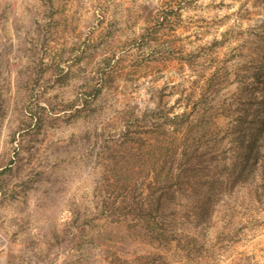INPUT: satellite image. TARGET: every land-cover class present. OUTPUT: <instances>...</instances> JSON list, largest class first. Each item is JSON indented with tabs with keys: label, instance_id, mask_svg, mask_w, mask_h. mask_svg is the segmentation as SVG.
<instances>
[{
	"label": "rangeland",
	"instance_id": "obj_1",
	"mask_svg": "<svg viewBox=\"0 0 264 264\" xmlns=\"http://www.w3.org/2000/svg\"><path fill=\"white\" fill-rule=\"evenodd\" d=\"M263 99L264 0H0V264H264Z\"/></svg>",
	"mask_w": 264,
	"mask_h": 264
},
{
	"label": "trees",
	"instance_id": "obj_2",
	"mask_svg": "<svg viewBox=\"0 0 264 264\" xmlns=\"http://www.w3.org/2000/svg\"><path fill=\"white\" fill-rule=\"evenodd\" d=\"M262 105H263V108H264V99H263ZM234 129L237 130V132H238V134H240V136L246 137V139H245L246 142H247V145L245 146L246 149L251 147L254 138H256V133L259 130V129H252L251 133H249L248 135L243 136L244 135V129L242 127L241 122L238 123V125H235ZM245 162H248V160L246 159ZM243 166H244V164H243Z\"/></svg>",
	"mask_w": 264,
	"mask_h": 264
}]
</instances>
